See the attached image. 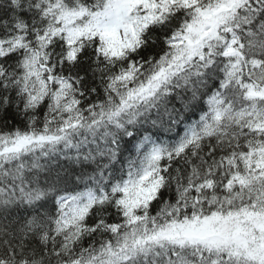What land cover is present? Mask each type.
<instances>
[{"label": "snow or ice", "instance_id": "1", "mask_svg": "<svg viewBox=\"0 0 264 264\" xmlns=\"http://www.w3.org/2000/svg\"><path fill=\"white\" fill-rule=\"evenodd\" d=\"M0 264H264V0H0Z\"/></svg>", "mask_w": 264, "mask_h": 264}]
</instances>
